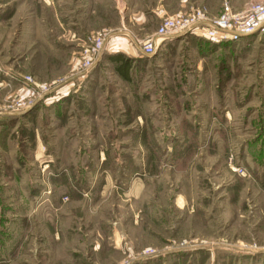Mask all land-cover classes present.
<instances>
[{"label":"rangeland","instance_id":"obj_1","mask_svg":"<svg viewBox=\"0 0 264 264\" xmlns=\"http://www.w3.org/2000/svg\"><path fill=\"white\" fill-rule=\"evenodd\" d=\"M62 3L0 0V264H264L236 247L264 248L263 162L247 151L262 135L264 35L164 42L127 79L104 52L42 96L24 77L70 78L100 31L59 40L55 11L77 0Z\"/></svg>","mask_w":264,"mask_h":264},{"label":"built area","instance_id":"obj_2","mask_svg":"<svg viewBox=\"0 0 264 264\" xmlns=\"http://www.w3.org/2000/svg\"><path fill=\"white\" fill-rule=\"evenodd\" d=\"M160 23L157 29L145 38L136 40L141 54L145 57L155 56L164 42H172L186 36H197L206 39L214 45L236 44L254 35H264V0H245L240 7H235L226 0L223 10L218 16H210L198 6L175 14L158 12ZM113 33L103 29L92 32L83 38L80 44V59L75 65V72L68 79L51 84H37L32 77H24L26 85L34 86L41 95L59 92L73 80L87 77L95 65L101 60L107 41ZM232 163V160H231ZM232 171L243 178H251L247 168L233 166ZM238 249L248 252L264 251L255 245H244ZM151 252L145 257L153 256Z\"/></svg>","mask_w":264,"mask_h":264},{"label":"crops","instance_id":"obj_3","mask_svg":"<svg viewBox=\"0 0 264 264\" xmlns=\"http://www.w3.org/2000/svg\"><path fill=\"white\" fill-rule=\"evenodd\" d=\"M59 1L62 5L66 0ZM220 2L221 0H95L97 6L87 9L89 0H77L75 6H70L68 11L66 10L68 13L65 18L56 9V24L63 32L59 40L67 39L71 35L86 36L94 29H106L113 34L106 43L105 52L110 56L121 53L131 59L141 53L136 40L147 36L153 32L152 29L158 27L160 10L166 14H175L198 6L213 13L217 12L216 6L220 5ZM59 8L64 11L61 6ZM260 125L262 135L250 141V148L247 151L250 150L249 156L261 159L256 162H263L261 167L259 164V167H254L262 169L260 184L264 186V119Z\"/></svg>","mask_w":264,"mask_h":264},{"label":"trees","instance_id":"obj_4","mask_svg":"<svg viewBox=\"0 0 264 264\" xmlns=\"http://www.w3.org/2000/svg\"><path fill=\"white\" fill-rule=\"evenodd\" d=\"M109 61L115 65L114 71L123 79H127L131 70V59L121 53L109 56Z\"/></svg>","mask_w":264,"mask_h":264}]
</instances>
